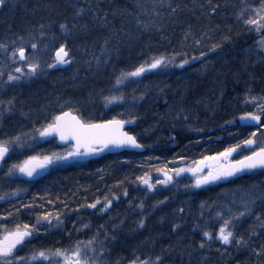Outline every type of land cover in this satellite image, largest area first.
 Instances as JSON below:
<instances>
[{
  "label": "trees",
  "instance_id": "1",
  "mask_svg": "<svg viewBox=\"0 0 264 264\" xmlns=\"http://www.w3.org/2000/svg\"><path fill=\"white\" fill-rule=\"evenodd\" d=\"M261 4L262 0H5L0 10V42L9 45L8 53L0 51L4 65L13 62L9 54L13 40L20 45L19 36L33 40L37 47L48 45L51 57L66 44L71 62L59 69L41 63L45 69L19 83H6L5 74L0 100H15L12 106H0V140L23 137L70 109L91 122L129 119L128 131L146 149L75 159L54 166L34 181L19 177L12 189L19 195L0 200L2 215L35 228L44 214H50V219L59 215L63 229L38 233L35 240L39 248L46 242L50 248L66 247L77 238L81 222L85 223L82 211L87 205L115 199L111 210L115 232L108 233L107 242L108 259L114 264L130 263L135 252L142 258L161 249L181 258L183 264H264V258H257L252 251L264 245V230L256 227L258 235L252 236L251 247L213 240L201 249L199 244L206 238L197 225L199 217L193 206L187 208L189 200L208 201L221 186L243 189L244 195L264 191V169L208 185L194 191L192 199L181 198L186 196L181 194L188 184L185 181L151 194L146 188L139 189L137 179H157L160 169L192 165L242 144L253 138L252 133L258 138L251 150L264 146V138L258 135L264 118L260 126L240 121L244 112L256 111L245 99L264 97V49L258 45L264 29L257 31L244 23L249 16L255 18L254 10ZM211 7H215L214 13ZM81 8L84 12L77 15ZM241 9L247 11L238 19ZM62 23L68 26V33L60 29ZM201 52L209 55L199 57ZM160 55L179 60L199 58L183 68L167 73L155 70L117 85L122 73L135 71L142 64L146 67ZM114 95L124 98L106 105L105 97ZM8 107L10 111L5 110ZM27 148L21 160L61 149L53 138ZM250 153L246 148L237 150L232 159ZM141 204H146L148 211L143 228L138 226L141 214L137 207ZM230 207L234 212L238 207L243 210L240 200L233 203L230 199ZM254 212L264 217V201H257ZM106 222L102 217L94 225L105 227ZM258 223L255 215H246L236 224L235 232L248 239L252 226ZM89 235L93 236L92 232ZM138 244L143 245L136 247ZM172 263L178 264L175 259Z\"/></svg>",
  "mask_w": 264,
  "mask_h": 264
},
{
  "label": "snow or ice",
  "instance_id": "2",
  "mask_svg": "<svg viewBox=\"0 0 264 264\" xmlns=\"http://www.w3.org/2000/svg\"><path fill=\"white\" fill-rule=\"evenodd\" d=\"M211 2V0H209ZM5 4V0H0V6ZM170 6V5H169ZM175 11V9H172ZM215 7H211V12H215ZM245 11L247 9H241L237 13L238 19H243ZM255 18L249 16L248 19L244 20L245 25L255 26L257 31L264 29V0H262L261 7L255 9ZM84 12V9H79L77 15H80ZM41 28L44 25L40 26ZM74 27V26H73ZM60 29L65 33H68L70 30L66 24H60ZM43 36L44 33L41 32ZM18 40L24 41L23 36L17 37ZM199 44V41H197ZM12 50L9 54V58L15 63L17 60L24 62L28 71L25 73L24 69L21 67H16V73H22L28 76L35 75L40 70V63L38 60L33 59L29 60L26 56V49L21 44L16 46V40L12 41ZM260 48L264 49V39L259 41ZM217 45H213V48ZM31 49H37V43H31ZM0 51L5 53L9 52V45L6 43L0 42ZM201 56H204L205 53L201 52ZM70 50L67 48L66 44H61L59 48L56 49L55 63L48 64L47 67L53 68L56 64H69L70 63ZM193 60L198 59L197 57H192ZM170 58L160 55L158 57H153L151 62L147 64L148 69H156L159 67H166L170 63ZM189 61L187 59H182L180 62V67H183ZM145 65H140L135 71L129 73H122L121 77L117 78V85L123 84L124 80L130 77H139L143 72H145ZM4 73L0 72V76ZM21 79L20 75H12L8 73L6 83L17 81ZM123 96H108L105 97L106 105L116 103L123 100ZM15 97L8 99L7 101L0 100V106L7 104L12 106L14 103ZM245 104H252L256 111H246L244 112L240 120L247 122H261L264 118V97L250 96L247 97L244 101ZM10 111L11 107L5 109ZM131 121H125L113 118L111 120H105L101 122H91L88 120H83L79 116L72 115L71 110L61 111L59 114L54 115L51 120L47 123L45 127L38 130L41 137L49 136L56 134L59 136L60 140L75 143L72 145L71 149L67 151L66 155H44V156H28L25 160L20 163L11 165L6 175L11 176L16 172L23 174L29 178L33 177L37 173L38 169H44L48 165H51L57 161L68 159L69 157L94 154L96 152L102 151L104 148H107L109 145L120 147L124 145H129L132 147H142L137 142L136 136L130 135L128 132L123 131L124 125L130 123ZM231 123V122H229ZM255 133H252V137H255ZM20 137H15L9 140H0V163L6 162V157H8L10 151L14 146H18ZM257 141L253 138L246 139L242 144L238 143L226 148L223 152H219L214 156H205L203 160L196 162L197 166L193 168H174L171 170L176 176H179L182 172H191L195 177L194 186L199 188L202 185L209 184L221 178H227L236 175L239 172L245 170H253L257 168L264 169V146H257L256 150H251L253 145H256ZM248 149L251 151L250 155H245L241 159L233 160L230 157L237 150ZM211 163H208V162ZM207 168V174L204 173V169ZM164 175L163 180H158L159 184H167L172 179L173 176L169 174V171L166 169H160ZM147 175V174H145ZM143 184L147 185L149 190H152L155 185L150 183V179L145 177H137ZM127 195V192L124 193ZM12 195H15L13 193ZM5 197L0 196V200H3ZM264 201V191L260 193L250 192L240 198L242 209L239 207L234 212L232 208H228L227 212L218 211L216 213V218L218 221H222L219 224L218 231L213 233V231L207 229H201L202 236L205 239H202L199 248L203 249L206 243L213 240L220 241L223 245H231L235 243L237 247H251L250 240L252 236L258 235L256 232V227L264 230V217L260 214L254 212V205L257 201ZM100 203L98 200L95 203L87 205L89 208L95 209L97 204ZM160 203H163L161 201ZM112 204V200L105 199V203L100 211L108 209ZM143 208V204L140 205ZM181 212L183 209L180 210ZM11 215V213H9ZM246 215H255V220L258 225H253L251 233L248 239H245L243 235H237L235 232L236 224L240 221L241 218ZM7 217H0V220H5ZM41 220L44 222L51 223L50 214H44L42 218L37 220V224L41 223ZM56 222L60 223L59 215L56 216ZM145 221L141 219L138 222V226L143 228ZM86 227V226H85ZM179 225H173V228H178ZM35 226L30 227L28 224L16 225L14 230H7V228L0 223V262L2 264H34V262H47V264H98L97 250L94 247L95 237L88 241H77L76 243L70 245L68 248H57L54 251L52 250H38L34 251L33 254L28 257H20L15 253L19 250L18 245H23L27 238L33 236V229ZM35 231H39L38 228H35ZM101 249V253H102ZM253 253L257 258H264V245H261L259 248H252ZM130 264H163L162 255H156L154 258L151 256H145L143 259L140 256H135V258L130 261Z\"/></svg>",
  "mask_w": 264,
  "mask_h": 264
},
{
  "label": "rangeland",
  "instance_id": "3",
  "mask_svg": "<svg viewBox=\"0 0 264 264\" xmlns=\"http://www.w3.org/2000/svg\"><path fill=\"white\" fill-rule=\"evenodd\" d=\"M32 41L33 40H31V39L24 38V41H21L19 43L20 45L23 44V46L25 47L26 56L29 58L30 61L33 59H36L39 61L40 64L41 63L45 64L46 61L48 63H53L55 61V53L53 54L52 57L50 56L51 50H50V47L48 45L47 46L43 45V46L37 48L35 51L32 50L31 48H30L31 50H29L28 46L31 47V45H28V44L31 43ZM20 45H18V46H20ZM45 57L47 60H44ZM170 60H171V62L168 63L166 67H160L159 69H157V72L167 73L169 71H172V69L181 68L179 65H180V62L182 59L179 60V59H177V57H172V58H170ZM187 60L189 61L187 64H189V63H191V61H193V59H187ZM17 61L19 62V60H17ZM24 67H25L24 72L26 73L28 71V69H27L26 65ZM42 69H45L44 65L40 66L39 71H41ZM21 77H28V75H23ZM4 78L5 77L3 76L2 79L0 80V85H1L2 80H4ZM131 78L132 77L127 78L125 80H130ZM118 102H120V101H118ZM118 102H116V103H118ZM42 128L43 127L37 128L34 132L28 133L23 137L21 136L20 141H19V145L14 146L9 153V156H8L9 161H6L1 165V167H0V192L3 194L4 197L15 198L19 195V193H16V191H14L12 189L14 188V185L16 184V182H17V180L21 174L19 172H16L14 175L8 176V175H6L7 170L11 165L17 164V163H20L23 161V160H21V156H20L23 149H28L27 147L29 145L32 146V144L34 142L41 141L44 138L48 137V136L41 137L39 135L38 130H40ZM258 135L260 138H264V128L258 131ZM256 138H258V137H256ZM69 150L70 149L67 148L66 150H58V151H55L54 153L58 154V155H66L67 151H69ZM51 154H53V153H51ZM51 154H48V155H51ZM71 158L72 157L65 159V160L57 161V162L53 163L52 165L53 166L62 165L63 163L70 161ZM196 166H197V164L193 163L192 165L180 166L178 168L187 169V168H193ZM207 171H208V169H205L203 174H207ZM169 174L173 176V179L169 183H167V184L157 183L158 180L164 179V175H163V173H161L157 179H153L150 176L145 177L146 179H150V183L155 185V187L152 190H149L147 185L143 184L141 181H139V184H138L139 189H145L146 188L147 191H150L151 194H154V192H157L158 190L165 191L166 189L174 188L173 186L176 183L181 182V181H185L188 184L185 185L186 187H183L181 189L182 193L181 192L180 193L181 194L186 193V196H182L181 198L192 199L194 191L204 190V189H206V187L208 185V184L202 185L199 188L195 187L194 186L195 177L193 176V174L191 172H187V171L182 172L179 176H176L173 172H171V170H169ZM187 192L189 193L188 196H187ZM244 192L245 191L243 189H240V188L228 189L225 186H221V187L215 189V195L211 196L208 201L198 202L199 200H196L195 202H191L189 200V202H187V206H188L187 208L192 209L194 207V210L196 211V213H194V214L196 217H199L197 225H199V227L201 229H207V230L213 231V233H215L216 231H218L219 224L222 223V221L217 220L216 213L218 211H224V212L227 211L229 200L232 199V202L235 203L236 201L240 200V198L242 196H244ZM5 193H7V195H5ZM13 193H15V195H12ZM149 195L150 194H148V196ZM144 196L147 197L146 195H144ZM3 200H5V198ZM3 200H1V201H3ZM144 205L146 206V204H144ZM144 205H143V208H141L139 205L137 207V211L141 214L140 220L143 219L146 221L147 220L146 217L148 216V211L145 210ZM131 207L133 208L132 204H131ZM103 212L104 211L99 212L100 217L103 214ZM135 217H136V215H135ZM50 220H51V223L44 222L43 220H41L40 224H37V221H36V223H35L36 228L39 229V232L36 231V234L39 233L41 235H44V234H48L49 232H52V231H61L63 229L62 225L60 226L59 223L56 222V219H50ZM3 225L7 228V230H14L15 226L19 225V224H18V222L15 223L12 219L7 218L4 220ZM21 226H23V225H21ZM120 226L121 225L117 224L118 228ZM113 228H115V227L112 225V232L114 231ZM2 230L3 229H0V231H2ZM33 238L37 239L38 237H36L34 234ZM88 240H90V239L84 238L82 240H76V238H74L73 240H71V243L69 245H67L66 247H55V248L54 247L50 248V246H46L45 245L47 243L46 242V243H44L43 248H37V251L42 250V249L54 251L57 248H68L70 245L76 243L77 241H88ZM95 242H97V243H94V247L97 250L96 259L98 260V264H102L104 262L103 259H108V256L110 257V255H109L110 250H108V247H107V240L106 239H104V240L100 239V240H95ZM207 244L209 245V242ZM140 245H143V244H138L136 247H138ZM101 249L103 250L102 253H101ZM163 252L164 251H162V249H161V250H159V252H152L148 256H151L152 258H154L156 255H162L163 264H175V263H172L173 259H175L178 264H183L181 261V258H176L174 256L167 255ZM135 254L138 255L141 253L135 252ZM129 257L134 258L132 253L129 254ZM143 258L144 257H142L141 259H143ZM114 263L115 262H109L107 264H114ZM34 264H47V262H39L38 261V262H34ZM117 264H119V262H117ZM185 264H187V263H185Z\"/></svg>",
  "mask_w": 264,
  "mask_h": 264
},
{
  "label": "flooded vegetation",
  "instance_id": "4",
  "mask_svg": "<svg viewBox=\"0 0 264 264\" xmlns=\"http://www.w3.org/2000/svg\"><path fill=\"white\" fill-rule=\"evenodd\" d=\"M3 60H4V58H3ZM3 60L0 58V72L4 73L2 76H0V80L2 79L3 76L4 77L6 75L8 76V73H11L12 75H20V76L25 75V74H22V73H16L15 72V68L16 67H21L23 69L25 68L24 67L25 66L24 62L16 61L15 63H13V62L9 61L10 64L4 65ZM44 60H47L46 57L44 58ZM28 77H21V79H19L17 81L10 82V83H16V82L19 83V82H21L22 79L26 80ZM255 138H256V136L253 137V139H255ZM97 154H105V153H101V151H99V152L96 153V155ZM74 157H79L81 159H85V158L93 157V156L80 155V156H74ZM128 198H130V197H128ZM104 203L105 202H100L97 205H102ZM82 212H83L82 220H84V217L85 218L87 217L85 219L86 220L85 223H87V222L90 223L92 228H90L89 225H86L85 223L80 221L81 224L79 225L80 228L78 229V234L76 235V237H77L76 240L84 239L85 236L89 235L90 230L92 231V234H93V237H95V240H100V239L103 240V239H105L107 234L111 230V225H113V223H114V216H113V214L111 212V207L109 209H105L103 214L101 215V217L99 216L100 210H98V209L96 210V208L93 209V208L87 207L86 209H83ZM111 216H112V220H111ZM0 217H4L1 212H0ZM102 217H104V218H106L108 220V222H106L107 225L105 227L101 226V225H96L95 226L94 222L98 221ZM3 222H4V220H0V223L3 224ZM33 230H35V229H33ZM17 247H18L19 250L15 254L20 256V257L28 258V257H30L33 254L34 251H37L36 240L32 239V238L28 239L23 245H18ZM103 260H104V262L102 264H107V263L110 262L109 259H103ZM0 264H2V262H0ZM26 264H27V260H26Z\"/></svg>",
  "mask_w": 264,
  "mask_h": 264
},
{
  "label": "water",
  "instance_id": "5",
  "mask_svg": "<svg viewBox=\"0 0 264 264\" xmlns=\"http://www.w3.org/2000/svg\"><path fill=\"white\" fill-rule=\"evenodd\" d=\"M1 8H2V6H0V9H1ZM55 55H56V53H55ZM64 65H65V64H56L55 68H57V67H62V66H64ZM145 69H146L145 72H149V71L153 70V69H148V68H145ZM145 72H143V73H145ZM72 115H76V116H78L77 114H75V113H73V112H72ZM120 120H121V119H120ZM125 121H126V120H125ZM261 122H262V120H261ZM261 122L257 123V122H247V121H243V123H245V124H249V125H259ZM97 123H98V122H97ZM128 124H129V123H126V124L124 125L123 131L127 132L125 129H126V127L128 126ZM128 133H129V132H128ZM129 134H130V135H133V134H131V133H129ZM52 136L55 137V138H57L58 143H59L60 145H65V144H68V143H72V144L75 143L74 141H71V142L62 141V140H60L59 136L56 135V134H52ZM136 139H137V138H136ZM137 142H138L140 145H142L138 140H137ZM144 149H145L144 145H142V147H139V148H137V147H132V146H129V145H124V146H120V147H116V146L109 145L107 148H104L101 152H103V153H115V152H120V151H123V150L143 151ZM96 153H97V152H96ZM96 153H94V154H86V155H88V156H93V155H95ZM202 160H203V159H202ZM208 163H211V162L209 161ZM1 164H2V163H0V165H1ZM257 169H260V168H257ZM49 170H50V165H48V166H47L46 168H44V169H38V170H37V173L34 174V176L31 177V178H29V177H27V176H24L23 174H22V176H23L25 179H28V180H34V179H38L39 177H41V176L47 174ZM253 170H255V169H253ZM248 171H251V170H245V171H242V172L237 173V174L234 175V176L227 177V178H221V179L216 180V181H214V182H212V183H214V184H215V183H219V182L225 181V180H227V179H229V178L239 176V175H241V174H243V173H245V172H248ZM27 239H28V238H27Z\"/></svg>",
  "mask_w": 264,
  "mask_h": 264
}]
</instances>
